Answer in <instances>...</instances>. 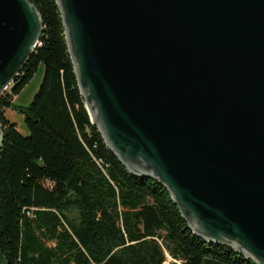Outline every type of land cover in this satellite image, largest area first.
Listing matches in <instances>:
<instances>
[{
	"label": "water",
	"instance_id": "1",
	"mask_svg": "<svg viewBox=\"0 0 264 264\" xmlns=\"http://www.w3.org/2000/svg\"><path fill=\"white\" fill-rule=\"evenodd\" d=\"M56 1L111 152L194 233L264 264V0ZM42 31L34 3L0 0V94Z\"/></svg>",
	"mask_w": 264,
	"mask_h": 264
},
{
	"label": "trees",
	"instance_id": "2",
	"mask_svg": "<svg viewBox=\"0 0 264 264\" xmlns=\"http://www.w3.org/2000/svg\"><path fill=\"white\" fill-rule=\"evenodd\" d=\"M29 1L43 31L0 94V264H256L194 233L162 182L111 152L79 88L57 1ZM41 66L32 101L16 103ZM8 109L23 114L28 134Z\"/></svg>",
	"mask_w": 264,
	"mask_h": 264
},
{
	"label": "rangeland",
	"instance_id": "3",
	"mask_svg": "<svg viewBox=\"0 0 264 264\" xmlns=\"http://www.w3.org/2000/svg\"><path fill=\"white\" fill-rule=\"evenodd\" d=\"M42 78H43V66H41L39 68V70L36 72V74L33 76V78L29 81V83L26 85V87L24 88V90L17 95L16 97V103L18 104H23V105H27L29 104L35 93L38 91L41 82H42ZM11 84L9 85V87L7 88V90H10ZM6 115L7 117L13 121L17 123V126L19 128V130L23 133V134H28V129L27 126L24 122V116L22 113L13 110V109H8L6 111ZM170 259V256L169 258ZM165 264H169V260H167L165 262Z\"/></svg>",
	"mask_w": 264,
	"mask_h": 264
}]
</instances>
